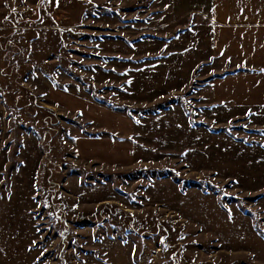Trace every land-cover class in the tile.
<instances>
[{
    "label": "rangeland",
    "instance_id": "obj_1",
    "mask_svg": "<svg viewBox=\"0 0 264 264\" xmlns=\"http://www.w3.org/2000/svg\"><path fill=\"white\" fill-rule=\"evenodd\" d=\"M43 1L0 7V264H264V158L195 107L192 52L165 58L192 20L158 0H81L58 28ZM55 90L131 120L133 159L76 151L124 136Z\"/></svg>",
    "mask_w": 264,
    "mask_h": 264
},
{
    "label": "crops",
    "instance_id": "obj_2",
    "mask_svg": "<svg viewBox=\"0 0 264 264\" xmlns=\"http://www.w3.org/2000/svg\"><path fill=\"white\" fill-rule=\"evenodd\" d=\"M7 1L10 0H0V7ZM158 1L160 6L156 13L167 15V20L170 17L177 21L192 20L183 32L178 31L177 36L166 41L171 53L165 58L187 56L185 51L192 52L187 62L195 60V107L203 111L205 118L213 120L208 124H239L237 126L247 131L249 137H242L241 143L236 139L229 141L247 155L256 152L264 158V0ZM43 2L47 5L48 20L58 28H69L81 18V0ZM165 24L169 26L168 22ZM181 35H186L187 41L181 39ZM207 39L208 50L202 47ZM130 58L132 61L135 57ZM218 65L224 68L218 70ZM51 96L61 108L76 110L90 122L124 136L122 140L78 139L75 148L83 157L119 163L133 159L131 120L85 100L73 101L72 96L63 91L55 90Z\"/></svg>",
    "mask_w": 264,
    "mask_h": 264
},
{
    "label": "snow or ice",
    "instance_id": "obj_3",
    "mask_svg": "<svg viewBox=\"0 0 264 264\" xmlns=\"http://www.w3.org/2000/svg\"><path fill=\"white\" fill-rule=\"evenodd\" d=\"M13 11H15V9H13Z\"/></svg>",
    "mask_w": 264,
    "mask_h": 264
}]
</instances>
